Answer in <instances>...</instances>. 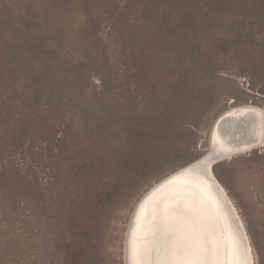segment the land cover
<instances>
[{"label":"rangeland","instance_id":"1","mask_svg":"<svg viewBox=\"0 0 264 264\" xmlns=\"http://www.w3.org/2000/svg\"><path fill=\"white\" fill-rule=\"evenodd\" d=\"M249 100L264 0H0V264H125L135 202ZM224 158L264 264V148Z\"/></svg>","mask_w":264,"mask_h":264},{"label":"bare ground","instance_id":"2","mask_svg":"<svg viewBox=\"0 0 264 264\" xmlns=\"http://www.w3.org/2000/svg\"><path fill=\"white\" fill-rule=\"evenodd\" d=\"M240 107L213 120L210 148L156 180L135 202L122 246L125 264H234L233 231L245 253L240 264H256L248 228L215 172L221 157L229 161L264 148V108L250 100ZM215 148L224 152L213 157ZM217 195L226 201L225 206L219 199L226 219H220ZM161 211L174 213L182 221L167 222L160 218Z\"/></svg>","mask_w":264,"mask_h":264},{"label":"water","instance_id":"3","mask_svg":"<svg viewBox=\"0 0 264 264\" xmlns=\"http://www.w3.org/2000/svg\"><path fill=\"white\" fill-rule=\"evenodd\" d=\"M207 143H208V139H207ZM208 148H210V146L206 145L205 149H208ZM223 152H224L223 150H219V149L215 148L213 150V157H218L219 154L223 153ZM222 155H225V154H222ZM212 165H213V163H211L210 167L208 168V171L210 173H211V170H212ZM214 198H215L214 200L216 201V203L219 205L218 207L220 208V210L222 208V210L220 211V214H221L220 215V219H226L225 218V214L226 213H224V209L225 208L221 205L222 203L219 201V199L222 200V202L225 204V206H226V201H224L223 197L220 196V195H217V197H214ZM147 208H148L147 209V214H149L151 207L148 206ZM221 212H223V214ZM160 213H161L160 214V218H164L167 222L169 220H170V222H174V221L177 220V221H179V223L182 221V220H180V218L176 217V214H174V213L171 214V213L164 212V211H161ZM170 216H174V217L171 218ZM231 237H232L231 244L233 246L232 255L234 253V257H232L231 259H232V262L234 261V264H240V261H242V258H245V253L244 252L242 253V250L240 249V246L238 245L240 242H237V244H236V241H239V237H238V235L236 233H234V231H233V234H232Z\"/></svg>","mask_w":264,"mask_h":264}]
</instances>
